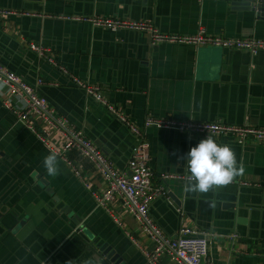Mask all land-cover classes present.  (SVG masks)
Segmentation results:
<instances>
[{"label": "crops", "instance_id": "obj_1", "mask_svg": "<svg viewBox=\"0 0 264 264\" xmlns=\"http://www.w3.org/2000/svg\"><path fill=\"white\" fill-rule=\"evenodd\" d=\"M243 3L0 0V9L32 14L0 18V65L83 131L118 172L129 174L135 138L75 87L72 77L100 87L108 104L140 129L147 117L264 129V53L152 45L145 34L111 32L63 19L145 22L167 35L191 36L203 30L208 36L264 39V22L244 11ZM30 45L44 49L46 59L54 63ZM10 102L6 88L0 90V264H82L98 259L89 240L124 258L125 264H151L146 253L152 246L131 214L119 201L109 210L96 203L94 195L106 184L92 165L71 152L69 159L80 178L60 159L61 174L48 176L42 162L49 149L5 109ZM143 131L153 184L165 194L149 207V217L162 233L174 237L181 226L205 233V264H264V144L239 146L231 136L215 138L232 146L244 172L236 183L193 198L196 194L185 196L182 183L159 177L187 176L181 157L204 138L173 129ZM48 136L52 146L61 149L58 134L48 130ZM210 200L216 201L214 208ZM177 211L184 213L182 220ZM234 234L232 244L229 237ZM155 264L177 263L161 256Z\"/></svg>", "mask_w": 264, "mask_h": 264}, {"label": "built area", "instance_id": "obj_2", "mask_svg": "<svg viewBox=\"0 0 264 264\" xmlns=\"http://www.w3.org/2000/svg\"><path fill=\"white\" fill-rule=\"evenodd\" d=\"M32 14L15 10L0 9V18L24 17ZM63 20L79 24H88L92 28L103 29L111 32L126 31L149 36L152 45H185L195 48H217L228 51L245 52L251 56L264 53V39L256 38H225L219 36H208L203 30H199L191 36L167 35L159 33L152 25L145 22H135L119 19H105L97 17H67ZM30 50L36 52L40 57L46 59L44 49L37 45H30ZM53 64L52 59H46ZM0 79L7 81L5 87L12 102L4 104L6 110L16 116L26 129L49 151L59 153V159L69 166L76 177L80 173L69 159L71 152H76L81 158L87 160L93 167L94 173L104 181L106 189L99 195H94L98 206L109 210L110 207L120 202L122 207L135 219L140 233L149 241L152 251L146 253L151 264L157 262L158 257L166 256L177 264H205L208 257V239L205 233L196 229L181 226L174 237H168L152 222L149 217V207L152 202L164 197V189L153 184V173L149 167V145L144 137V131L148 128L173 129L190 137L200 136L204 139L208 134L213 138L231 136L239 146L247 144H264V129H256L246 126H232L223 123H198L178 122L167 119H156L147 117L143 129L135 127L128 117L102 97L98 86L90 85L72 77V84L84 91V93L104 107L110 115L123 124L136 140L128 161L129 174L118 172L110 161L95 147L83 131L75 127L64 117L56 114L49 107L48 102L39 96L35 88L26 84L21 78L0 65ZM41 84L40 82H38ZM48 130L56 132L63 140L61 149L52 146L48 139ZM161 181H176L186 183L187 176L163 175ZM240 182V181H239ZM238 182V183H239ZM236 183L233 181L231 184ZM246 185L245 183H240ZM179 220L184 213L177 211ZM134 244L138 243L131 239ZM237 235L229 237L233 244Z\"/></svg>", "mask_w": 264, "mask_h": 264}, {"label": "clouds", "instance_id": "obj_3", "mask_svg": "<svg viewBox=\"0 0 264 264\" xmlns=\"http://www.w3.org/2000/svg\"><path fill=\"white\" fill-rule=\"evenodd\" d=\"M7 86V81L0 79V90ZM186 161L187 180L184 184L185 196L196 194L206 195L210 191H215L231 184L234 179L242 175L244 168L238 164L234 149L229 144H220L213 135L208 134L194 147H191L186 156L181 157ZM43 167L46 174L56 177L61 174L59 153L49 151L43 158ZM215 200L208 201L210 208H214ZM68 264H74L69 261ZM82 264H101L98 259H87Z\"/></svg>", "mask_w": 264, "mask_h": 264}, {"label": "water", "instance_id": "obj_4", "mask_svg": "<svg viewBox=\"0 0 264 264\" xmlns=\"http://www.w3.org/2000/svg\"><path fill=\"white\" fill-rule=\"evenodd\" d=\"M240 6L244 11L254 14L257 20L264 22V0H244V3ZM89 243L96 252L101 264H125L124 258H120L116 253H113L104 245H98L94 240H89Z\"/></svg>", "mask_w": 264, "mask_h": 264}]
</instances>
